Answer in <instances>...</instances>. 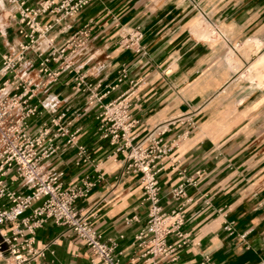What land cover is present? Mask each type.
Instances as JSON below:
<instances>
[{
    "label": "crops",
    "instance_id": "0c3cea01",
    "mask_svg": "<svg viewBox=\"0 0 264 264\" xmlns=\"http://www.w3.org/2000/svg\"><path fill=\"white\" fill-rule=\"evenodd\" d=\"M15 11L0 0V58L18 50ZM83 27L89 34L83 47L68 52L71 64L50 63L59 70L54 80L39 72L33 51L17 65L38 108L29 130L62 113L61 124L78 130L91 155L76 165L75 148L59 137V149L43 162L45 172H61L59 181L69 187L100 171V182L75 208L103 241L116 243L119 264H264V68L259 83L247 73L264 54V0H92L54 25L53 49ZM211 28L215 32L206 35ZM247 40H257L259 49ZM121 70L126 77L117 82ZM123 93H130L137 123L110 144L97 116ZM160 131L167 152L155 162L159 204L165 212L181 207L188 241L172 256L153 258L133 242L150 202L142 174L125 167L129 145L149 146ZM124 143L128 147L118 150ZM6 181L20 194L30 191L29 181L14 172ZM181 183L185 194L175 200L172 190ZM33 232L36 246L45 248L41 264H101L83 240L52 219ZM7 261L0 255V264Z\"/></svg>",
    "mask_w": 264,
    "mask_h": 264
},
{
    "label": "built area",
    "instance_id": "2783aa9c",
    "mask_svg": "<svg viewBox=\"0 0 264 264\" xmlns=\"http://www.w3.org/2000/svg\"><path fill=\"white\" fill-rule=\"evenodd\" d=\"M91 1L7 0L16 7V33L19 37L17 52L3 53L0 58V255L6 254L10 264H41L45 248L36 246L33 230L48 219L71 229L101 264H119L114 254L116 243L103 241L75 208L77 199L87 196L90 189L100 182V171L96 169L81 184L64 187L59 181L61 172H45L44 169L43 162L59 149L56 142L59 137L66 136V143L75 148L76 165L91 160L89 148L78 141V130L71 132L61 124L62 113H53L49 123H43L35 132L29 130V119L38 113V108L30 104L32 91L17 74V65L29 51L36 53L39 72L49 79L54 80L59 75V70L51 69L50 63L71 64L68 52L72 54L84 46L89 29L81 28L64 46L55 49L52 47L55 38L49 33L55 24L75 16ZM139 37L140 34L136 36ZM125 77V70H121L117 82ZM82 79H78L76 86L81 85ZM130 83L131 86L135 84ZM88 87L93 88L91 84ZM130 93H123L104 105L97 116L101 137L108 139L110 144H117L119 139L125 138L137 123L129 110L130 100L127 97ZM96 97L97 94H92L88 103L92 105ZM162 134L163 131L156 133L149 146L141 142L129 145L130 162L125 167L126 172L138 171L142 174L143 197L150 202L146 225L134 235L133 242L144 249L143 256L153 258L172 256L188 241V234L181 229L184 223L181 207L165 212L159 204L161 187L156 178L159 169L155 162L167 152ZM127 147L124 143L118 150ZM12 172L16 178L29 181L28 194H20L9 187L6 177ZM184 194L183 183L172 190L175 200ZM36 202L39 204L31 209L30 215L23 216ZM225 228L230 229V225ZM171 236L175 240L170 243L168 239ZM3 245H6L5 249L1 248Z\"/></svg>",
    "mask_w": 264,
    "mask_h": 264
},
{
    "label": "rangeland",
    "instance_id": "374dc122",
    "mask_svg": "<svg viewBox=\"0 0 264 264\" xmlns=\"http://www.w3.org/2000/svg\"><path fill=\"white\" fill-rule=\"evenodd\" d=\"M214 32H215L214 29L211 28V29H209V31H208V33H207L206 35H211V34H213ZM253 41H256V42L258 43V49H259V47H260L259 42H258L257 40H253ZM230 51H231V52H230L231 55L235 57V54L233 53V51H232V50H230ZM263 55H264V54H263ZM259 56H260V55H259ZM257 57H258V56H257ZM257 57H256V59H257ZM256 59H255V60H256ZM249 60H250V58H249V57H246V55H245V61H246V62H249ZM255 60H254V61H255ZM254 61H252V62H254ZM252 62H251V63H252ZM251 63H250V65H249L248 69H247V73H249V74L254 73V75L252 76V78H253V79H256V80L258 81V83H259L261 77L263 76V73L260 72V68H264V62H263V63H260V64L258 65L257 68H254V66H252ZM1 248H2V249H5V248H6V245H3ZM7 258H8V256H7L6 254H4V255L2 256V261H3V262H6V261H7Z\"/></svg>",
    "mask_w": 264,
    "mask_h": 264
},
{
    "label": "bare ground",
    "instance_id": "6f19581e",
    "mask_svg": "<svg viewBox=\"0 0 264 264\" xmlns=\"http://www.w3.org/2000/svg\"><path fill=\"white\" fill-rule=\"evenodd\" d=\"M250 43H252V45H253V47H254L253 50H254V51H257V50H258V43H257L256 41H253V40H252V41H250V40H247V41H246V44L249 45ZM251 50H252V49H251ZM251 53H252V52H251ZM263 62H264V55H260V56L257 57V59H256L254 62L251 63V65L254 66V68H257L258 65H259L260 63H263ZM7 260H8V261H7L8 264H10L11 260H10L9 257L7 258Z\"/></svg>",
    "mask_w": 264,
    "mask_h": 264
}]
</instances>
